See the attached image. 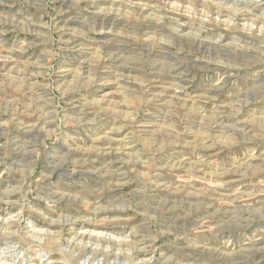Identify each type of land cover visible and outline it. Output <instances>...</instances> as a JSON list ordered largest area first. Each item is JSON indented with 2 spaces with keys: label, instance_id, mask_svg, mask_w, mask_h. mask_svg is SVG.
I'll use <instances>...</instances> for the list:
<instances>
[{
  "label": "rangeland",
  "instance_id": "rangeland-1",
  "mask_svg": "<svg viewBox=\"0 0 264 264\" xmlns=\"http://www.w3.org/2000/svg\"><path fill=\"white\" fill-rule=\"evenodd\" d=\"M0 264H264V0H0Z\"/></svg>",
  "mask_w": 264,
  "mask_h": 264
},
{
  "label": "bare ground",
  "instance_id": "bare-ground-1",
  "mask_svg": "<svg viewBox=\"0 0 264 264\" xmlns=\"http://www.w3.org/2000/svg\"><path fill=\"white\" fill-rule=\"evenodd\" d=\"M249 3V2H248ZM235 262V261H234Z\"/></svg>",
  "mask_w": 264,
  "mask_h": 264
}]
</instances>
